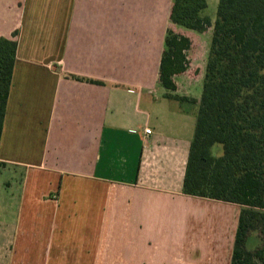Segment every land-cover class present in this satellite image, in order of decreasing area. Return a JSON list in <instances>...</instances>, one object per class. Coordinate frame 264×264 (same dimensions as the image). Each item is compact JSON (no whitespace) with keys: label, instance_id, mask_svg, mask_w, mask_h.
<instances>
[{"label":"crops","instance_id":"0c3cea01","mask_svg":"<svg viewBox=\"0 0 264 264\" xmlns=\"http://www.w3.org/2000/svg\"><path fill=\"white\" fill-rule=\"evenodd\" d=\"M172 5L0 0V37L18 42L0 165L23 175L1 213L34 209L8 264L232 263L243 206L183 189L213 26L173 25ZM169 28L193 43L175 90L160 81Z\"/></svg>","mask_w":264,"mask_h":264},{"label":"trees","instance_id":"16d2710c","mask_svg":"<svg viewBox=\"0 0 264 264\" xmlns=\"http://www.w3.org/2000/svg\"><path fill=\"white\" fill-rule=\"evenodd\" d=\"M206 0H173L171 23L205 32L213 26L184 193L243 206L231 264H264V0H219L212 24ZM192 40L167 30L161 84L190 67ZM18 42L0 37V145ZM193 102H196L193 100ZM223 153L215 156L213 148ZM257 232L260 245L250 250Z\"/></svg>","mask_w":264,"mask_h":264},{"label":"rangeland","instance_id":"374dc122","mask_svg":"<svg viewBox=\"0 0 264 264\" xmlns=\"http://www.w3.org/2000/svg\"><path fill=\"white\" fill-rule=\"evenodd\" d=\"M208 3V8L206 9V14L213 20L216 19L217 16V9H218V3L219 0H206ZM199 83V81H196V84ZM198 92L202 93L203 86L201 83L198 84L197 87ZM213 152L215 156H221L223 153V148L221 145H215L213 148ZM15 176H16V181H15ZM23 179V175L19 173V171H13V174L8 172H5V170L2 168V165H0V264H8L7 258H10V243H9V237L14 236V233L18 230L19 232V238L21 245L24 244V239L27 237V235L24 233L27 231L26 224L27 223H33V215H29V212L32 211V214H34V209L32 207H25V214L24 218H22V221H20L19 218V207L16 205L12 209V214L7 215V217L2 216V211L4 209L2 202L4 200L10 199L13 201H19L18 194H19V189H18V184L16 182L21 183ZM11 184V185H10ZM10 185V186H9ZM17 199V200H16ZM18 204V203H17ZM21 216V215H20ZM35 225V224H34ZM83 226V224H81ZM35 230V226H34ZM81 235L83 234H92L93 233V228H81V231L79 232ZM19 242V243H20ZM12 245V244H11ZM31 247V246H30ZM23 250H28V251H21V255L27 256L31 254V260L35 261L36 256H33L36 252V245L35 249H28L24 248ZM30 250V251H29ZM19 255V250L18 253ZM5 257L6 259H4Z\"/></svg>","mask_w":264,"mask_h":264},{"label":"built area","instance_id":"2783aa9c","mask_svg":"<svg viewBox=\"0 0 264 264\" xmlns=\"http://www.w3.org/2000/svg\"><path fill=\"white\" fill-rule=\"evenodd\" d=\"M151 133V130L150 129H147L146 130V134H150Z\"/></svg>","mask_w":264,"mask_h":264}]
</instances>
